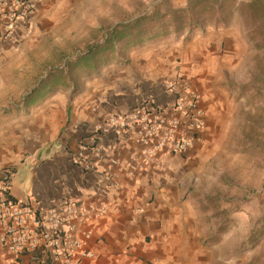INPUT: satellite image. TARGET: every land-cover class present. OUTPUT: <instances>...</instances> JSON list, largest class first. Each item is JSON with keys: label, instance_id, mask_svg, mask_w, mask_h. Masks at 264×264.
I'll return each mask as SVG.
<instances>
[{"label": "crops", "instance_id": "crops-1", "mask_svg": "<svg viewBox=\"0 0 264 264\" xmlns=\"http://www.w3.org/2000/svg\"><path fill=\"white\" fill-rule=\"evenodd\" d=\"M74 1H40L31 33L22 28L18 48L0 37V82L4 76L28 75L38 83L27 91L8 87L11 98L28 102L21 108H0V171H13L9 191L20 203L41 209L66 202L107 206V213L87 226L92 237L85 240V248L95 257L78 264H183V221L175 216L179 182L195 165L207 163L215 117L202 94L206 127L194 150L165 151L152 159L145 158L135 140L116 142L113 134L97 133L111 116H128L146 102L169 106L172 95L163 83L173 76L174 65L162 56L170 49L165 41L133 48L127 59L122 55L102 64L86 62L87 52L104 41L49 69L48 42L57 47L53 37L63 34L69 20L80 18V12L71 9ZM78 28L77 21L67 33ZM72 44L79 52L85 50L79 39ZM53 80L54 89L47 85ZM61 82L68 88L58 87ZM37 99L45 101H32ZM25 115L30 117H17ZM94 139L103 157L91 155L96 167L87 168L76 153ZM112 159L119 160L121 168L112 167ZM115 180L118 187L113 186ZM0 264L35 262L31 255L15 256L0 247Z\"/></svg>", "mask_w": 264, "mask_h": 264}, {"label": "rangeland", "instance_id": "rangeland-1", "mask_svg": "<svg viewBox=\"0 0 264 264\" xmlns=\"http://www.w3.org/2000/svg\"><path fill=\"white\" fill-rule=\"evenodd\" d=\"M188 1L76 0L71 9L79 11L80 18L69 20L63 34L53 37L59 41L57 47L48 42V68L103 43L110 28L159 8L161 12L186 8ZM77 21L79 28L67 33ZM72 39H79L85 50L77 51ZM160 41L169 43L162 56L174 65L173 76L163 84L173 83L180 74L190 78L216 122L207 163L195 165L193 173L183 174L179 182L175 216L183 221L180 261L264 264V0H236L220 24L156 42ZM130 53L125 49L122 59ZM2 79L0 108H21L28 102L11 98L8 87L27 91L38 84L28 75ZM47 85L54 89L55 80ZM57 85L68 88L63 82ZM17 117L25 120L30 115Z\"/></svg>", "mask_w": 264, "mask_h": 264}, {"label": "built area", "instance_id": "built-area-1", "mask_svg": "<svg viewBox=\"0 0 264 264\" xmlns=\"http://www.w3.org/2000/svg\"><path fill=\"white\" fill-rule=\"evenodd\" d=\"M40 1L49 0H0V37L18 48L22 28L31 33L30 24ZM165 89L172 95L169 106L146 102L128 116H111L105 125L97 127V133L113 134L116 142L135 140L147 159L165 151L188 154L206 127L203 95L184 75L166 84ZM102 151L94 139L79 147L76 159L87 168H95L97 161L90 157L100 159ZM111 166L121 168L120 161L112 159ZM113 186L118 187L119 182L115 180ZM106 213V205L66 202L41 209L15 202L8 182L0 179V247L15 256L31 255L35 264H78L81 259H93L94 254L84 244L92 237L87 226Z\"/></svg>", "mask_w": 264, "mask_h": 264}, {"label": "trees", "instance_id": "trees-1", "mask_svg": "<svg viewBox=\"0 0 264 264\" xmlns=\"http://www.w3.org/2000/svg\"><path fill=\"white\" fill-rule=\"evenodd\" d=\"M235 1L189 0L183 9L168 8L166 12H161L160 8L156 9L151 14L117 25L108 35L105 44L91 48L83 59L86 62L92 60L95 64H102L109 59L112 61L122 56L125 51L123 49L130 51L133 48H140L145 43L157 41L171 34L182 36L188 31L189 35H193L210 23L220 24L221 19L231 14ZM251 3L252 6L257 4L256 1ZM118 45L122 46V50L116 49ZM12 175L11 169L0 171V177L6 182L10 181Z\"/></svg>", "mask_w": 264, "mask_h": 264}]
</instances>
